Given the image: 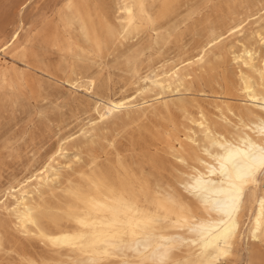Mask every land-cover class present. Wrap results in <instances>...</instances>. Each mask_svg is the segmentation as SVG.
Returning a JSON list of instances; mask_svg holds the SVG:
<instances>
[{
	"label": "bare ground",
	"instance_id": "obj_1",
	"mask_svg": "<svg viewBox=\"0 0 264 264\" xmlns=\"http://www.w3.org/2000/svg\"><path fill=\"white\" fill-rule=\"evenodd\" d=\"M144 1H118L117 11L122 13L123 22L117 31L107 26L98 13L90 11L87 0H65L63 22L99 51L105 39L128 33L137 19L148 18ZM253 6L256 11L252 15L256 16L252 23L257 27L252 34L263 43L262 48L245 44L242 20L232 21L225 32L211 36L193 55L170 64L163 62L151 75L140 77L131 93H96L92 78L68 82L72 88L81 87L94 96L92 111L95 117L88 119L77 134L58 140L39 167L27 175L13 178L0 188V209L13 217L14 230L47 243L63 256L62 261L47 258L43 264H90L94 259L101 260V264H124L122 255L112 247L121 240L140 241L139 251L149 258H156L159 253L171 249L173 259L183 260L184 264L190 261L215 264L224 257H217V252L224 248V236L228 233L231 234L227 240L230 253L235 241L245 235L264 247V191L257 186L249 192L245 186L233 209V198L237 196L233 184L237 182L222 175L219 167L220 158L229 148L246 151L245 140L257 139L260 124L264 122V35L261 33L264 24L260 26L264 3L256 0ZM22 25L19 23L7 39L0 41L2 54L13 52L16 56H26L24 48L19 49ZM225 33L239 36L235 40L237 49L229 51L236 67L237 96L215 102L211 114L201 107L195 115L183 111L186 119L183 137L177 138L178 146H168L176 163L184 168L174 182L155 180L151 183L141 165L135 169L132 162L119 157L115 158L111 168L105 170L94 158L85 163L86 168L74 169L72 164L77 165L82 160L76 152L69 155L66 141L75 136L90 141L97 123L120 112H138L156 105L167 109L171 99L165 94L185 88V83L192 77L190 67H200L205 53L221 43ZM73 44L67 40L66 46L70 48ZM14 83L9 73L0 70V87H12ZM146 92L151 93L144 95ZM233 133L237 135L233 136ZM109 145L114 146V141L111 140ZM237 160L242 161L243 157H237ZM74 174L76 179L71 178ZM186 186L198 190L203 199L186 191ZM54 190L69 198L64 209L66 219L71 222L69 227L55 223L50 229L41 223L43 195L47 191L53 194ZM173 194L183 200V206L169 202ZM189 201H195L200 208L210 211L195 215L186 213ZM246 214L249 219L244 226L243 216ZM151 217H159L160 223L149 224ZM193 225L198 231L190 230ZM132 247L135 249L136 245ZM104 253L106 255H102ZM127 255H135V252L129 251ZM256 259L262 261L264 256L254 251L249 255L248 264H253ZM29 264L35 263L29 261Z\"/></svg>",
	"mask_w": 264,
	"mask_h": 264
},
{
	"label": "rangeland",
	"instance_id": "obj_2",
	"mask_svg": "<svg viewBox=\"0 0 264 264\" xmlns=\"http://www.w3.org/2000/svg\"><path fill=\"white\" fill-rule=\"evenodd\" d=\"M23 1L0 0V41L22 23L19 49L24 48L26 55L0 51V70L15 80L12 87H0V188L39 167L58 140L76 133L95 117L94 96L81 87L72 88L68 82L92 78L96 93H131L140 77L151 75L163 62L170 64L193 55L211 36L225 32L232 21L242 20L245 44L263 46L252 34L257 27L252 23L256 0H145L148 18L137 19L128 33L105 39L99 51L85 43L75 29L64 25L65 0H26L19 6ZM118 1L87 0V4L92 13H98L117 31L123 22L122 13L117 11ZM262 18L260 26L264 14ZM261 33L264 35V29ZM223 36L221 43L205 53L200 67H190L192 77L185 88L165 94L171 99L167 109L156 105L138 112H120L97 123L90 141L81 136L66 141L69 155L76 152L82 160L72 164L74 169L86 168L85 163L94 158L105 170L119 157L132 162L135 169L141 165L151 183L174 182L184 168L176 163L168 146H178L177 138L183 137V111L195 115L201 107L211 114L215 102L237 96L236 67L229 51L237 49L235 40L239 36ZM67 40L74 42L70 48ZM111 140L114 146L109 145ZM43 199V226H71L64 212L68 197L54 190L53 194L45 192ZM248 219V214L243 216L244 226ZM12 221L13 217L0 209V264L63 260L47 243L17 233ZM241 238L233 244L231 255L219 260L248 264L252 252L264 256L263 245L247 235ZM253 264H261V260Z\"/></svg>",
	"mask_w": 264,
	"mask_h": 264
},
{
	"label": "snow or ice",
	"instance_id": "obj_3",
	"mask_svg": "<svg viewBox=\"0 0 264 264\" xmlns=\"http://www.w3.org/2000/svg\"><path fill=\"white\" fill-rule=\"evenodd\" d=\"M5 48L8 47L7 42L4 45ZM2 50V49H0ZM237 133H233V136H236ZM240 135H244L241 133ZM245 143L248 145L246 151H240V149L229 148L227 154L220 158V171L222 175L226 176L230 181L234 180L237 183L233 184V187L236 189L237 196L233 198V209L235 208L236 201L239 198V192L245 186L249 192L253 191L257 186L261 191H264V122L260 124L258 129V138L246 139ZM237 157H243V160H237ZM231 165V168L228 167ZM186 191L192 192V195L198 199H203L200 196L198 190H192L190 187H185ZM169 202L172 204L179 203L183 206V200L180 197L173 196L169 197ZM264 204V201H262ZM190 207L185 208V212H191L193 215L197 213H202L204 211H210L208 208H200L195 201H189ZM149 224H158L160 223L159 217H151L148 220ZM190 230L198 231V228L193 225L190 226ZM230 233L224 236L225 246L223 249L217 252V257L224 256L228 257L231 253L228 251L227 240L230 237ZM135 244L136 247L133 249L132 245ZM117 249L119 253L124 258V264H184L183 260L173 259V254L171 249H166L165 251L159 253L156 258H149L145 253L140 252L141 247L140 241H124L121 240L119 244L112 246ZM174 247V246H173ZM219 248V246H217ZM129 251L135 252V255L128 256ZM215 251V250H214ZM106 255V253L102 254ZM211 255V253H209ZM90 264H101V260L94 259ZM189 264H196V261H190ZM202 264V262H201ZM218 264H234L232 260L223 259L218 260ZM240 264V262H237ZM261 264H264V260L261 261Z\"/></svg>",
	"mask_w": 264,
	"mask_h": 264
}]
</instances>
